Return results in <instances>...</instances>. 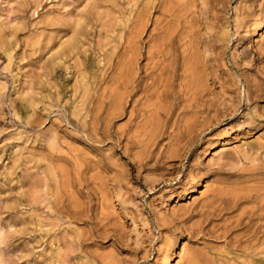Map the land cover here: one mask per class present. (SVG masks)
Segmentation results:
<instances>
[{
  "label": "rangeland",
  "instance_id": "rangeland-1",
  "mask_svg": "<svg viewBox=\"0 0 264 264\" xmlns=\"http://www.w3.org/2000/svg\"><path fill=\"white\" fill-rule=\"evenodd\" d=\"M0 264H264V0H0Z\"/></svg>",
  "mask_w": 264,
  "mask_h": 264
}]
</instances>
